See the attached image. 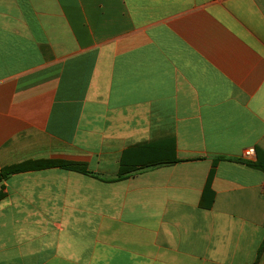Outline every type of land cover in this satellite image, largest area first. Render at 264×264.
Instances as JSON below:
<instances>
[{"label": "crops", "instance_id": "crops-1", "mask_svg": "<svg viewBox=\"0 0 264 264\" xmlns=\"http://www.w3.org/2000/svg\"><path fill=\"white\" fill-rule=\"evenodd\" d=\"M250 148L264 0H0V169L99 177L4 180L0 264H264Z\"/></svg>", "mask_w": 264, "mask_h": 264}, {"label": "trees", "instance_id": "trees-1", "mask_svg": "<svg viewBox=\"0 0 264 264\" xmlns=\"http://www.w3.org/2000/svg\"><path fill=\"white\" fill-rule=\"evenodd\" d=\"M255 159L253 161L248 160V159H241V158H233V159H227L224 157H219V158H215L213 159V168L214 166L222 160H231L233 162H237V163H241L246 165L247 167H250L252 169H256V170H260L264 172V153H262L260 150L256 149L255 150ZM53 167H58L64 170H71V171H75V172H79L81 174L84 175H88L94 178H98L96 175L88 172L85 167L83 165H77V164H65V163H57V162H44V163H33L30 165L29 168H26V166H20V165H14V166H10V167H4L2 169H0V186L1 183L6 180L10 175L15 174L17 172H22L25 171L27 169H33V170H39V169H46V168H53ZM134 170H127L124 169L122 166L119 169V172L117 173V175L115 176L114 179H112L113 181H120L125 179L126 177H128L131 173H133ZM213 174V169H211L210 173H209V177L208 179L210 180L211 176ZM208 181V180H207ZM208 187V184H207ZM3 197V194L0 193V199ZM263 243L261 244L258 253H257V259L260 256L261 250L263 248ZM255 264V263H254Z\"/></svg>", "mask_w": 264, "mask_h": 264}, {"label": "built area", "instance_id": "built-area-1", "mask_svg": "<svg viewBox=\"0 0 264 264\" xmlns=\"http://www.w3.org/2000/svg\"><path fill=\"white\" fill-rule=\"evenodd\" d=\"M245 159L250 160V158L255 156V150L253 148L247 149L243 154Z\"/></svg>", "mask_w": 264, "mask_h": 264}]
</instances>
